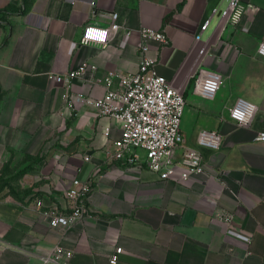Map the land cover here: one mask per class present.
Returning <instances> with one entry per match:
<instances>
[{
  "label": "crops",
  "instance_id": "crops-1",
  "mask_svg": "<svg viewBox=\"0 0 264 264\" xmlns=\"http://www.w3.org/2000/svg\"><path fill=\"white\" fill-rule=\"evenodd\" d=\"M241 1L257 11L238 25L213 20L197 42L211 10L227 0H0V183L13 186L0 196V264H41L58 245L73 252L69 264H110L117 247V264H264V142L257 139L264 132V59L257 55L264 0ZM112 13L119 30L109 43L81 45L83 29L108 27ZM142 27L168 38L151 43L157 71L184 94L185 144L213 177L162 181L146 166L113 159L119 125L89 105L66 106L68 92L101 98L109 71L138 70ZM84 63L98 67L99 82L77 81L70 91L51 82ZM202 70L223 77L213 100L194 92ZM238 98L258 107L247 127L229 118ZM203 129L222 133L218 151L198 145ZM182 154L177 148L175 160ZM75 178L92 185L89 214L54 229L44 212L67 207L65 190ZM219 211L232 214L231 226L251 243L228 235Z\"/></svg>",
  "mask_w": 264,
  "mask_h": 264
},
{
  "label": "built area",
  "instance_id": "built-area-1",
  "mask_svg": "<svg viewBox=\"0 0 264 264\" xmlns=\"http://www.w3.org/2000/svg\"><path fill=\"white\" fill-rule=\"evenodd\" d=\"M95 6V2L90 3ZM257 11L252 4H245L241 0H227L224 8L214 7L209 16L201 24L195 40L200 42L203 34L209 29L213 20L218 25H238L250 12ZM118 14H111L108 27L87 25L82 32L81 45L106 46L110 35L119 30ZM131 31L127 32L130 35ZM138 46L140 56L138 70L134 73L109 71L103 79L106 91L101 98H90L83 93L64 95L66 106L76 111L79 105H89L99 118L115 121L120 127V137L113 142V159L125 160L129 164L146 166L156 174L160 180L188 181L194 175L206 174L201 154L186 146L181 131L187 100L184 94L157 71V61L152 55L151 43L160 45L168 43L165 32L142 27ZM258 57L264 59V41L257 48ZM98 67L92 63H84L78 69L66 74H52L50 80L54 86H63L66 90L73 87L77 81L83 84H96ZM223 77L218 72L200 71L194 79V92L208 100H213L221 89ZM258 107L244 98H238L229 108L231 121L239 127H247L253 121ZM106 137L111 136V128L104 130ZM264 142V132L257 138ZM198 145L204 149L218 151L223 144V135L216 130L203 129L197 138ZM182 147L180 160L174 158L175 150ZM87 161L89 158H85ZM92 192V185L88 181L75 178L72 185L65 190L67 207L60 210L51 207L44 212L54 229L67 230L89 214L85 201ZM37 207L43 208L41 200ZM218 220L228 225L227 234L245 243H251L252 238L244 235L231 225L234 223L232 214L219 211ZM122 249L117 247L110 258V264H117ZM73 257L71 250L61 246L54 247L50 253L41 258V264H69Z\"/></svg>",
  "mask_w": 264,
  "mask_h": 264
},
{
  "label": "rangeland",
  "instance_id": "rangeland-1",
  "mask_svg": "<svg viewBox=\"0 0 264 264\" xmlns=\"http://www.w3.org/2000/svg\"><path fill=\"white\" fill-rule=\"evenodd\" d=\"M6 186H10L11 188H13L12 184L9 183V180H5V182L0 183V192H2V190L6 187ZM5 190V189H4ZM5 192V191H4ZM3 195V192L0 193V196Z\"/></svg>",
  "mask_w": 264,
  "mask_h": 264
}]
</instances>
